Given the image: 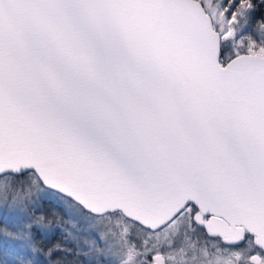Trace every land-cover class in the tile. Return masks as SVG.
Segmentation results:
<instances>
[{"label":"snow or ice","instance_id":"snow-or-ice-1","mask_svg":"<svg viewBox=\"0 0 264 264\" xmlns=\"http://www.w3.org/2000/svg\"><path fill=\"white\" fill-rule=\"evenodd\" d=\"M0 264H264V0H0Z\"/></svg>","mask_w":264,"mask_h":264}]
</instances>
